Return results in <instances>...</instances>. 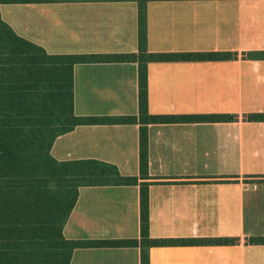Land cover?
I'll list each match as a JSON object with an SVG mask.
<instances>
[{
  "label": "crops",
  "instance_id": "crops-1",
  "mask_svg": "<svg viewBox=\"0 0 264 264\" xmlns=\"http://www.w3.org/2000/svg\"><path fill=\"white\" fill-rule=\"evenodd\" d=\"M45 1L13 5L29 7L39 27L63 30L69 54L137 52L136 2ZM146 30L151 53H237L223 61L148 62V113L233 114L235 121L148 124L144 180L137 124L82 125L57 137L50 150L54 159L104 162L120 177L77 188L64 238H139L140 184L146 183L150 238L235 240L150 247L148 264H264V245L248 242L264 236V121L247 120L264 113V60L246 56L264 51V0L149 1ZM29 41L45 50L43 43ZM137 68L136 63L76 64L74 113L136 115ZM69 264H140V250L75 249Z\"/></svg>",
  "mask_w": 264,
  "mask_h": 264
},
{
  "label": "trees",
  "instance_id": "trees-1",
  "mask_svg": "<svg viewBox=\"0 0 264 264\" xmlns=\"http://www.w3.org/2000/svg\"><path fill=\"white\" fill-rule=\"evenodd\" d=\"M137 4V52L113 54H48L20 37L0 18V264H69L75 249L138 247L140 264H148L150 247L234 244L233 238H150L146 183L140 184L137 239L72 241L63 228L88 181L119 179L115 166L96 160L58 161L50 150L55 139L77 126L139 125V178H147V125L235 121L233 114H164L147 111L148 62L223 61L236 52L147 51L146 4L162 0H119ZM170 1V0H168ZM45 0H0L26 4ZM264 60V51L248 52ZM86 63L137 64V114L78 116L74 113L73 67ZM264 121V113L247 115ZM264 245V236L249 238Z\"/></svg>",
  "mask_w": 264,
  "mask_h": 264
},
{
  "label": "rangeland",
  "instance_id": "rangeland-1",
  "mask_svg": "<svg viewBox=\"0 0 264 264\" xmlns=\"http://www.w3.org/2000/svg\"><path fill=\"white\" fill-rule=\"evenodd\" d=\"M31 9L23 5L6 4L0 6V17L9 23L28 40L43 43L45 50L52 54H69L67 36L60 35L56 29L39 27L29 15Z\"/></svg>",
  "mask_w": 264,
  "mask_h": 264
}]
</instances>
